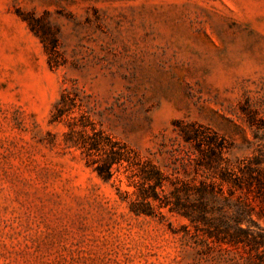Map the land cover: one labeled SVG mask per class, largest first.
I'll return each instance as SVG.
<instances>
[{"label":"rangeland","instance_id":"rangeland-1","mask_svg":"<svg viewBox=\"0 0 264 264\" xmlns=\"http://www.w3.org/2000/svg\"><path fill=\"white\" fill-rule=\"evenodd\" d=\"M83 116L170 182L200 179L190 124L230 164L249 156L264 0H0V264H188L171 230L188 222L130 211L138 178L126 162L97 175L74 145Z\"/></svg>","mask_w":264,"mask_h":264},{"label":"trees","instance_id":"trees-1","mask_svg":"<svg viewBox=\"0 0 264 264\" xmlns=\"http://www.w3.org/2000/svg\"><path fill=\"white\" fill-rule=\"evenodd\" d=\"M66 98L56 104L53 122L67 111ZM82 119L81 126H90L92 133L84 131L74 145L83 150L87 163L95 164L101 179L110 180L113 167L124 162L133 168L138 178V200L130 204L133 214L163 219L161 210L166 209L188 222L171 229L192 255L188 264H264V134L259 127L251 154L233 164L225 157L228 143L216 132L194 124L181 128L200 177L192 183L168 181L155 166L141 165L124 145L95 130L87 117Z\"/></svg>","mask_w":264,"mask_h":264}]
</instances>
